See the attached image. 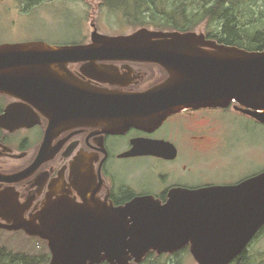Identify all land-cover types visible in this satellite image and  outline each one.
Listing matches in <instances>:
<instances>
[{"label":"water","instance_id":"obj_1","mask_svg":"<svg viewBox=\"0 0 264 264\" xmlns=\"http://www.w3.org/2000/svg\"><path fill=\"white\" fill-rule=\"evenodd\" d=\"M91 40V45L61 48L44 42L1 45L0 91L42 88L35 82L37 67L41 72L40 66L56 56L145 62L161 66L167 79L144 92L87 89L70 95L69 110L56 111L80 124L104 125L107 133L150 131L184 109L231 104L264 123V51L219 44L204 33L147 28L110 36L94 27ZM55 127L53 120L51 129ZM151 144L138 150L135 143L132 152L160 150ZM54 211L40 218L41 225L0 228L24 229L47 241L49 264H140L151 250L174 253L188 245L197 264H231L264 228V173L235 187L176 191L165 206L152 198L120 208L62 199Z\"/></svg>","mask_w":264,"mask_h":264},{"label":"flooded vegetation","instance_id":"obj_2","mask_svg":"<svg viewBox=\"0 0 264 264\" xmlns=\"http://www.w3.org/2000/svg\"><path fill=\"white\" fill-rule=\"evenodd\" d=\"M5 44L8 43L0 46ZM91 44L90 38L53 45ZM40 68L41 72L37 67L35 82L42 88L30 93L0 91V224L41 225L40 218L44 220L49 213H54L55 204L62 199L120 208L138 198H152L165 206L173 192L235 187L264 173L261 145L252 160L251 155L247 160L242 150L228 159V148L239 147L250 132V128L237 131L240 140L235 145L236 133L229 130L230 124L243 117L264 126L237 104L226 108L184 109L153 130L130 128L121 133H107L106 126L91 122L80 124V120L66 112L56 111L69 110L70 95L91 88L124 92L149 90L167 78L159 65L124 60L92 62L87 56H56ZM144 69L146 77L141 74ZM107 72L118 77H108ZM136 72L139 74L135 75ZM126 76L129 77L123 78ZM53 120L56 127L51 129ZM135 143L138 150L151 143L160 150L132 152ZM0 232L20 233L28 239L41 240L28 235L24 229L0 228ZM189 252L190 245L174 253L159 254L151 250L141 264L152 257L178 258Z\"/></svg>","mask_w":264,"mask_h":264},{"label":"rangeland","instance_id":"obj_3","mask_svg":"<svg viewBox=\"0 0 264 264\" xmlns=\"http://www.w3.org/2000/svg\"><path fill=\"white\" fill-rule=\"evenodd\" d=\"M258 7L261 11L264 10V0L259 1ZM94 27L101 34L112 36L129 35L139 29L124 22L120 14L103 7L99 0H40L38 3L37 0L33 2L0 0V44H22L37 40L51 45L84 42L90 40ZM197 32L204 33L202 29ZM141 71L142 75L146 73L145 69ZM138 74L136 72L135 75ZM228 128L236 133L233 139L235 145L240 140L237 131L250 128L249 134L239 147L228 148L229 160L238 150H242L247 160L250 155L252 160L260 145L264 151V126L253 124L250 119L241 117ZM262 167L264 168V160ZM0 243L1 246L16 253H24L32 250V247H36L38 253H46L44 241L37 242L20 233L0 232ZM248 257L250 264H264V232L260 239L248 247ZM143 264H197V262L189 252L178 258L152 257Z\"/></svg>","mask_w":264,"mask_h":264},{"label":"trees","instance_id":"obj_4","mask_svg":"<svg viewBox=\"0 0 264 264\" xmlns=\"http://www.w3.org/2000/svg\"><path fill=\"white\" fill-rule=\"evenodd\" d=\"M99 1L103 7L120 14L124 22L139 29L181 33L202 29L209 39L219 44L248 51H264V10L258 7L260 0ZM263 232L264 228L255 241L260 239ZM1 245L0 264H49L51 258L46 244V253H38L36 247L16 253ZM231 264H250L248 249Z\"/></svg>","mask_w":264,"mask_h":264}]
</instances>
